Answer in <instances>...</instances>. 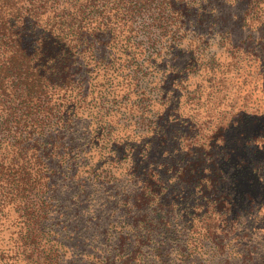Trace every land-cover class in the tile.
Returning <instances> with one entry per match:
<instances>
[{"label": "trees", "instance_id": "trees-1", "mask_svg": "<svg viewBox=\"0 0 264 264\" xmlns=\"http://www.w3.org/2000/svg\"><path fill=\"white\" fill-rule=\"evenodd\" d=\"M237 131L264 133V0H0V264H69V193L97 264L119 215L128 264H264V199L240 204L225 167Z\"/></svg>", "mask_w": 264, "mask_h": 264}, {"label": "rangeland", "instance_id": "rangeland-1", "mask_svg": "<svg viewBox=\"0 0 264 264\" xmlns=\"http://www.w3.org/2000/svg\"><path fill=\"white\" fill-rule=\"evenodd\" d=\"M191 75L194 74L191 73ZM187 79L188 81L185 80L186 93L191 90L192 84L194 83V79H191L190 75L187 76ZM188 113H191V111H188ZM146 116L148 117V113H146ZM127 119L128 118L122 117L120 121L128 122ZM129 121L131 122V124H133L135 130L137 131L147 128L148 118H138L134 115ZM183 121H186L185 125H182ZM189 121L190 117L187 116H184L182 119H179L178 123L179 125L181 123V129H184V127L188 124ZM260 134L261 133L259 131L255 132V139H253L247 135H241L239 131H237V133H234V136L231 138V141L227 144V149L229 150L231 156V162L226 164L225 167L229 170V178L230 175H232V178H235L237 183H241L240 193L243 194V197H241L242 199L239 202L240 204H246L250 200L249 197L254 199V201L256 202L258 201L260 196L262 197V199H264V133L261 135ZM172 179H176L174 175L172 176ZM175 182L176 180L174 181V184L170 185L173 190H170L169 192H181V198L188 199L186 201L187 212L188 215L191 216L195 210L199 209L198 204H200V202L196 203L194 196L192 194H189L187 190H181L178 187H175ZM134 183V179L126 181L123 187L121 189H118L119 191H116L117 196H120L125 199H131L132 195L130 193L131 189L135 188V185H133ZM115 190L116 189L114 188L111 189V191ZM72 194L73 193H69L67 195V203H69L68 211L70 213V220L73 223V227H76V229L75 238L73 240V237L71 238L70 243L67 247V259L69 261V264H97V259L101 257L100 253L102 245L93 242V239L91 238L92 235L90 233L91 231L89 229L87 230L86 227L83 226V222L76 224V222L81 218V216H83L84 220L85 218H91L92 215L87 214L86 211H81L79 212V217L77 218V212L79 211V209H75V207L70 206ZM119 203L121 204V200L119 201ZM95 207L96 206L92 208ZM121 207L123 208V205H121ZM258 207L259 206H256V208ZM70 208L72 209V211H70ZM118 217V221L113 226V229L115 231L114 234H117L118 236L120 235L119 240H123L125 246H123V249H117V251L115 252L117 254L116 264H128L127 262L129 261L127 260V258L129 253L128 251H124V248L126 246L128 247V232L130 231L129 227L131 225L128 219L126 221H122L120 219V215ZM117 218L115 219L117 220ZM261 225H264V219L261 221ZM12 229L13 228H9L8 231H3L2 234H0L1 261H5L8 258L10 250V241H8L7 236L10 234L9 232H11ZM89 234L90 238L87 239ZM71 242L73 245H71ZM127 249H129V247Z\"/></svg>", "mask_w": 264, "mask_h": 264}]
</instances>
